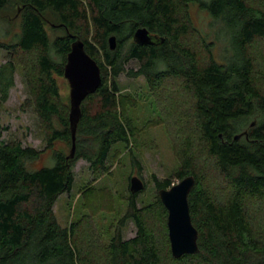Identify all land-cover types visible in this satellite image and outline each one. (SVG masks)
I'll list each match as a JSON object with an SVG mask.
<instances>
[{
	"label": "trees",
	"instance_id": "trees-1",
	"mask_svg": "<svg viewBox=\"0 0 264 264\" xmlns=\"http://www.w3.org/2000/svg\"><path fill=\"white\" fill-rule=\"evenodd\" d=\"M195 7L215 22L222 56L219 43L196 26ZM0 18L11 38L0 39L8 53L0 65V264H264V0H0ZM139 28L158 35L157 46L134 41ZM77 39L101 67L102 84L82 103L69 159L71 150L58 145L72 149L71 101H64L58 78ZM134 60L138 70L128 67ZM20 67L29 91L23 107L38 115L42 150L2 138L9 130L2 107ZM122 75L144 77L163 100L177 91L185 101L175 132L180 167L172 178L154 176L153 203L138 207L131 193L120 223L133 221L135 237L125 240L119 227L109 243L95 246L80 223L63 227L54 208L71 192L79 160L106 173L113 147L136 138L119 95ZM48 153L54 165L37 166ZM191 175L200 252L175 258L159 190Z\"/></svg>",
	"mask_w": 264,
	"mask_h": 264
},
{
	"label": "rangeland",
	"instance_id": "rangeland-1",
	"mask_svg": "<svg viewBox=\"0 0 264 264\" xmlns=\"http://www.w3.org/2000/svg\"><path fill=\"white\" fill-rule=\"evenodd\" d=\"M192 15L199 30L207 34L211 41L219 43L216 54L222 56L225 42L223 38L216 36L217 27L209 13L195 7ZM9 27V22L0 18V39L11 41V38L4 36ZM48 29L53 35L51 28ZM7 60L8 53L0 49V65ZM128 67L139 69L135 63ZM23 71V67L17 70L15 87L2 107V123L9 128L2 138L6 141L20 140L24 146L42 150L46 147V141L38 115L34 109L23 107L29 97ZM58 82L64 101L70 103L71 88L68 80L60 77ZM118 82L122 105L136 128V138H133L129 145L118 143L113 147L107 161L106 173L93 172L88 161L79 160L74 167L75 182L71 192L61 195L54 208L63 227L80 223L82 235L87 240L90 238L96 242L95 246L97 243H109L119 227L125 240L136 236L137 228L133 221H126L123 225L120 223L128 210L131 177L139 176L146 184V188L137 197L138 207H144L156 199L154 176L161 181L172 178L180 167L176 154L178 138L175 132L179 127L178 120L187 106L183 98L176 95L177 91H172V95L166 96L167 100L155 96L144 77L130 78L122 75ZM58 147L64 149L67 154L70 153L71 147ZM134 159L141 166L134 163ZM36 165L53 166L52 154L45 155ZM174 183H179V180H174ZM260 211L264 219V206ZM94 249L97 251V248Z\"/></svg>",
	"mask_w": 264,
	"mask_h": 264
},
{
	"label": "water",
	"instance_id": "water-1",
	"mask_svg": "<svg viewBox=\"0 0 264 264\" xmlns=\"http://www.w3.org/2000/svg\"><path fill=\"white\" fill-rule=\"evenodd\" d=\"M134 39L141 45L154 44L151 32L147 28H139L135 32ZM110 44L112 49L117 47L116 37H111ZM64 76L71 88L70 121L73 145L69 159H73L77 150V128L82 116V103L90 94L95 93L102 84L101 67L88 54L85 43L80 39L75 40L72 44L71 52L67 57ZM240 137V135L236 136V140H239ZM195 185L196 178L191 175L169 189L159 190V196L168 210L169 237L172 254L175 258L200 252L199 231L193 223L189 204V196ZM145 188L146 184L141 177L134 176L131 178L130 190L133 195L141 193Z\"/></svg>",
	"mask_w": 264,
	"mask_h": 264
},
{
	"label": "flooded vegetation",
	"instance_id": "flooded-vegetation-1",
	"mask_svg": "<svg viewBox=\"0 0 264 264\" xmlns=\"http://www.w3.org/2000/svg\"><path fill=\"white\" fill-rule=\"evenodd\" d=\"M151 35H152V37H153V41H154V44L153 45H151V46H157V42H158V40H159V36L158 35H156V34H153V33H151ZM135 41V40H134ZM131 63H135V64H137L138 65V68H139V62L138 61H136V60H134V61H131Z\"/></svg>",
	"mask_w": 264,
	"mask_h": 264
}]
</instances>
